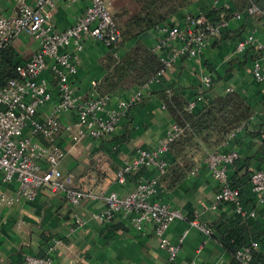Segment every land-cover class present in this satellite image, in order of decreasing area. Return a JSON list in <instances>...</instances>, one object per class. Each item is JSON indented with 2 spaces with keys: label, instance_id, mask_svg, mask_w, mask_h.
I'll list each match as a JSON object with an SVG mask.
<instances>
[{
  "label": "built area",
  "instance_id": "built-area-1",
  "mask_svg": "<svg viewBox=\"0 0 264 264\" xmlns=\"http://www.w3.org/2000/svg\"><path fill=\"white\" fill-rule=\"evenodd\" d=\"M14 12L0 15V52L9 46L20 34L29 35L37 42V49L30 56L15 64V77L6 78L0 84V205H11L18 198L32 200L41 189L62 195L72 206H77L85 196L74 182L72 172H62L60 162L66 152L55 144L60 131L71 133V141L76 144L84 139H102L113 134L121 125L126 112L144 96L149 83L138 87L126 98L111 105V95L99 96L93 89L94 82L85 94L73 86L71 77L75 75L82 61L81 52L88 39L97 40L110 48L113 56L119 58L118 47L120 31L114 24L106 0H86L87 4L73 22L58 28L53 22L55 5L58 2L73 4L79 0H13ZM230 7L228 0H213L211 7ZM255 5L243 11L233 10L232 20L254 18L259 15ZM264 17V13H263ZM230 20L214 25L206 16V10L187 11L179 17L155 26L148 34L153 36L152 51L160 58L164 75L179 58H195L210 44V41L228 27ZM233 54L250 57L251 77L264 82V38L261 39L254 27L238 38ZM55 84L57 100L51 107L46 119L37 117L40 107L53 96L50 80ZM158 79V78H155ZM154 80V79H153ZM212 78L209 73L202 76L201 90L188 103L193 110L198 103L208 100L205 92L210 88ZM227 88L226 91H231ZM162 109L164 105L162 104ZM63 112H74L75 121L64 123L59 116ZM246 126L244 124L239 129ZM238 129V130H239ZM179 127L172 123L164 136L152 148H139L136 155L119 166L115 179L126 181L131 174L140 169L144 172L135 182L134 188L124 195L115 191L105 194V211L101 220L110 221L115 214L128 218L132 228L143 230L153 228L160 246L169 252V264H173L179 245L170 244L165 233L176 220L188 221L190 226L199 228L204 234L211 235L213 230L205 222L188 219L179 208L156 198L159 177L166 171V153L169 143L179 134ZM235 133V132H234ZM231 135V137L234 135ZM37 136L50 142L43 143ZM239 155L236 151L210 152L203 164L192 170L195 174L202 166L217 183L214 199L210 204L216 210L220 204H234V211L243 218H254L257 210L243 206L239 191L229 183V171L234 167ZM252 193L257 204L264 211V167L253 170L250 178ZM16 186L15 194H9L10 184ZM60 242L54 239L47 253L41 256L26 253L21 264H54L52 253ZM259 248L258 240H251L237 250L235 256L241 264H253V252Z\"/></svg>",
  "mask_w": 264,
  "mask_h": 264
},
{
  "label": "crops",
  "instance_id": "crops-1",
  "mask_svg": "<svg viewBox=\"0 0 264 264\" xmlns=\"http://www.w3.org/2000/svg\"><path fill=\"white\" fill-rule=\"evenodd\" d=\"M86 4V0L69 5L56 3L54 24L58 28L70 25ZM13 12V0H0V15ZM250 27H254L261 39L264 38V17L231 20L224 29V32L231 33L230 37L218 41H215L217 37L212 39L195 58L177 59L163 75L165 83L161 84L158 79L152 80L142 100L126 112L115 133L102 139H84L74 144L70 132L60 131L55 144L66 154L59 167L62 172L74 174V182L85 192V196L79 205L72 206L62 195L41 189L32 200L19 197L11 205H0V264H21L26 253L44 255L54 239L60 240L56 251L52 253L54 264H169V252L160 246L152 227L146 226L136 231L128 218L120 213L115 214L110 221L100 219L106 208L104 196L109 191L124 195L134 188L136 181L131 176L123 183L117 182L116 170L125 161L131 160L137 149L152 148L173 123L154 92L165 86L182 92L190 101L201 90L202 76L207 73L213 77L212 86L205 92L208 100L231 88L243 94L256 110L246 126L231 137L230 148L226 143L219 150L236 151L242 158L255 153L262 137H253L250 133L257 131L263 121L264 82L251 77L248 54H233L236 41ZM141 39L151 47V34H145ZM133 43L129 41L122 45L120 53ZM10 45L17 54V63L27 59L38 47L37 42L24 33ZM107 52L108 48L100 41L88 39L84 42L81 64L71 77L79 93L85 94L94 81L104 76L101 60ZM44 76L50 80L53 96L38 109L37 117L41 120L47 118L57 100L50 73L46 72ZM137 88L117 90L110 94L111 105L114 106L119 99L126 98ZM59 118L64 123H72L75 113L63 112ZM127 126L129 131L126 133ZM124 133L127 134L125 141L122 140ZM149 170L152 171L151 168ZM9 187V194H15V184ZM216 190L217 183L202 166L171 190H166L160 184L156 198L181 209L188 219L196 218L208 224L214 222L218 215L210 208ZM246 207L255 210L262 208L257 203ZM165 236L170 244L179 245L173 264H228L229 254L219 241L199 228L190 226L188 221L174 220Z\"/></svg>",
  "mask_w": 264,
  "mask_h": 264
},
{
  "label": "trees",
  "instance_id": "trees-1",
  "mask_svg": "<svg viewBox=\"0 0 264 264\" xmlns=\"http://www.w3.org/2000/svg\"><path fill=\"white\" fill-rule=\"evenodd\" d=\"M213 0H129L128 4L116 9L112 14L114 24L120 31L118 47L129 41L134 43L115 58L110 50L102 57L104 76L94 81L93 89L99 96L112 94L117 90H130L158 78L161 84L165 78L160 75L163 63L141 38L155 26L179 17L187 11L206 10V16L214 25L231 21L233 10L243 11L250 5L259 10L257 17H263L264 0H229L231 6L211 7ZM202 3V4H201ZM231 36L228 31L217 36L215 41ZM16 52L11 45L0 52V84L6 78L15 77ZM212 84H213V77ZM211 84V86H212ZM210 86V87H211ZM180 131L168 145L166 159L168 167L159 177L166 190H171L182 182L192 170L200 166L207 155L223 145L229 147L231 135L256 114L251 102L235 90L226 91L206 103H198L191 111L189 99L182 92L167 89L165 86L156 92ZM260 128L251 136H261L262 141L249 157H239L229 171V183L239 191L243 206L256 203L250 181L254 169L264 167V113ZM242 129V128H241ZM129 131L127 126L126 133ZM123 134L122 140H126ZM39 140L50 144L42 136ZM256 163V165H255ZM149 169L142 168L130 176L136 181ZM217 218L208 223L214 236L228 252V264H241L236 258L237 250L251 240H258L259 248L253 252V264H264V211L257 210L254 218H243L234 211V204H220L215 210ZM50 237L47 239L49 241ZM46 240V239H45Z\"/></svg>",
  "mask_w": 264,
  "mask_h": 264
},
{
  "label": "rangeland",
  "instance_id": "rangeland-1",
  "mask_svg": "<svg viewBox=\"0 0 264 264\" xmlns=\"http://www.w3.org/2000/svg\"><path fill=\"white\" fill-rule=\"evenodd\" d=\"M106 2L109 6L110 12L113 14L116 9L128 4L129 0H106Z\"/></svg>",
  "mask_w": 264,
  "mask_h": 264
}]
</instances>
